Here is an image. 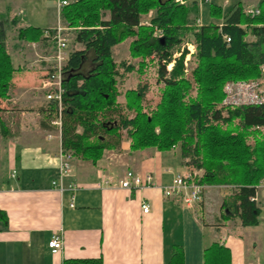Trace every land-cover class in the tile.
Instances as JSON below:
<instances>
[{
    "label": "trees",
    "instance_id": "16d2710c",
    "mask_svg": "<svg viewBox=\"0 0 264 264\" xmlns=\"http://www.w3.org/2000/svg\"><path fill=\"white\" fill-rule=\"evenodd\" d=\"M256 8L259 13L249 17L239 3L225 11L209 4L212 21L196 26V1L179 5L174 0H72L60 10L59 19L71 29L73 42L81 49L69 52L62 68L60 110L54 101H47L43 110L47 122L59 113L62 152L93 164L104 150H116L123 140L129 142L131 151L154 148L164 152L178 145L181 157L203 171L200 183L233 188L222 202V218L234 215L242 226L255 225L259 210L249 198L253 186L264 177V104L235 109L220 105L226 82L260 77L264 0ZM151 12L143 24L141 17ZM4 21L0 17V100L6 99L11 89L14 71L4 46ZM16 23L17 19L11 20V25ZM44 30L18 29L16 39L45 41ZM154 30L159 37L153 36ZM186 36L194 52L184 74L186 50L173 60L171 57ZM128 39V56L135 66L116 64L111 56V49ZM152 67L156 84L161 85L156 105L149 110L142 105L146 84L126 90L123 103H117L118 79L122 82L129 74L142 77ZM7 135L0 108V136ZM0 222L6 223L1 211ZM179 260L176 248L170 263L181 264ZM228 262V251L216 243L203 251V264ZM63 264L101 261L70 260Z\"/></svg>",
    "mask_w": 264,
    "mask_h": 264
},
{
    "label": "crops",
    "instance_id": "0c3cea01",
    "mask_svg": "<svg viewBox=\"0 0 264 264\" xmlns=\"http://www.w3.org/2000/svg\"><path fill=\"white\" fill-rule=\"evenodd\" d=\"M259 1L239 4L243 8ZM22 15L12 9L6 17L1 15L4 46L14 71L11 89L0 100L8 129L6 138L0 136V211L6 216V223L0 222V264L91 259H100L101 264H171L176 248L181 264H203V251L213 243L228 251V264H264L263 213L259 211L253 226H242L234 215L222 218V202L232 187L201 183L200 201L191 206L161 195L160 187L176 175L192 174L199 183L203 176L202 170L181 157L178 146L164 152L131 151L123 140L116 150H104L93 164L72 157L62 190L51 185L57 179L60 134L43 111L49 43L16 39L18 29L34 27ZM152 15L142 16L141 22ZM107 18L104 14L103 20ZM12 19H17L14 26ZM8 20L15 30L10 40ZM76 45L75 50H80ZM117 103H121L118 98ZM126 171L150 174L153 187L119 189L115 181ZM105 180L109 185H98ZM70 186L75 189L69 190ZM140 202L149 206L146 214L141 213ZM54 233H61L63 244L52 255L47 242Z\"/></svg>",
    "mask_w": 264,
    "mask_h": 264
},
{
    "label": "built area",
    "instance_id": "2783aa9c",
    "mask_svg": "<svg viewBox=\"0 0 264 264\" xmlns=\"http://www.w3.org/2000/svg\"><path fill=\"white\" fill-rule=\"evenodd\" d=\"M55 4L56 16L58 22L54 28L45 29L42 32V37L50 46V54L48 56V68L45 79V86L48 88V93L45 95L46 101H54L57 110H60V97L62 94L61 81H62V68L67 60L68 53L66 35L71 31L59 19L60 10L67 6L72 0H52ZM175 3L182 5L186 0H174ZM198 9L202 5H209L210 0H196ZM242 13L245 16H256L259 11L256 6H244ZM199 22V21H198ZM143 24H146L145 22ZM196 26H200L198 23ZM153 35L159 37V32L154 30ZM226 43L229 42L227 37H223ZM187 54L185 60H189L190 55L193 54L194 48L192 45H187ZM260 74L259 79L249 81H234L227 82L222 87L223 99L221 107L225 109H235L243 106H260L264 104V64L258 66ZM58 121L54 122L59 130L60 121L59 113L57 114ZM71 154L64 153L61 149L58 150L56 155L57 161V179L51 185L58 190H62L63 178L69 174ZM109 185L107 180L101 181L98 185ZM153 180L150 174L144 176L137 175L131 171H126L123 176L115 181V186L119 189L125 190H140L144 187H153ZM75 186H70L69 190H74ZM203 191V185L199 183L198 179L192 174L176 175L171 182L165 186L160 187L161 195L164 198H171L175 201L181 202L186 206L200 201ZM73 197L70 199V207H72ZM249 201L254 204L264 215V177L253 186V195ZM149 206L146 202H140V211L142 214L148 212ZM62 236L61 233H54L49 241L47 247L52 255L58 254L62 249Z\"/></svg>",
    "mask_w": 264,
    "mask_h": 264
},
{
    "label": "rangeland",
    "instance_id": "374dc122",
    "mask_svg": "<svg viewBox=\"0 0 264 264\" xmlns=\"http://www.w3.org/2000/svg\"><path fill=\"white\" fill-rule=\"evenodd\" d=\"M243 1L244 0H210L209 4L219 6L221 10L225 11L228 7L235 5L239 2L243 3ZM190 2L191 1H189V3ZM208 6L209 5H202L200 7L197 18L195 17L193 20L195 25H197L198 23L201 25L207 24L208 22L212 21L208 16ZM249 6H253V5H249ZM9 9H12L15 14L19 13V11L23 13L22 17L26 19L25 22H27L28 24L34 27L36 26L38 29H42V27H46L44 29L54 28L58 22V18L56 16L55 4L52 0H0V17L1 15H4L6 17V14L8 13ZM145 20L148 21L147 18L144 19V22H146ZM9 22H10L9 20L6 21L7 23L6 28L8 29L7 38L10 40L15 35V30L13 29V27H11L10 24H8ZM65 38L67 40L66 52L69 53L75 50L77 48V45L73 42L72 31L67 33ZM129 41H130L129 39L125 40L124 42L112 48L111 54L113 61L116 64L124 62L125 64H130L135 66L136 62L132 61L128 56ZM187 45H191V40L189 36L183 38L178 49L175 50L174 53L172 54L171 59L173 60L177 58L182 50H186ZM49 54H50V46L48 50V56ZM186 54H187V50H186ZM186 54L182 62L184 74H187L188 66L190 64L189 60L188 61L185 60ZM170 68H171L170 65L166 66L167 70H169ZM155 77H156L155 68L152 67L147 69L142 77L137 78V74H130L127 75L122 82L120 79H118V88L120 93L119 95L120 97L119 96L117 97L118 101L122 103V96L126 90L133 89L136 85L141 86L146 84L148 89L144 101L142 102V105L145 106L146 110L153 108L154 105H156V103L158 102L159 89L161 88L160 84L159 85L156 84ZM57 121H58V116H56L54 119L50 121L51 126L55 127L56 129L57 126L53 123ZM177 146L178 145L174 146L172 149H174Z\"/></svg>",
    "mask_w": 264,
    "mask_h": 264
}]
</instances>
